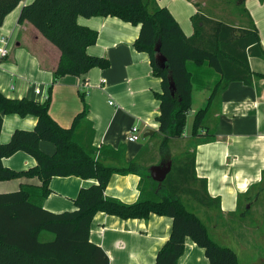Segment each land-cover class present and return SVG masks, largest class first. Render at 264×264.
<instances>
[{
	"label": "crops",
	"instance_id": "crops-1",
	"mask_svg": "<svg viewBox=\"0 0 264 264\" xmlns=\"http://www.w3.org/2000/svg\"><path fill=\"white\" fill-rule=\"evenodd\" d=\"M33 1L21 0L0 25V39H6L9 51L6 58L0 59V92L9 99L26 98L41 103L52 85L60 52L29 22H19L21 9ZM156 2L170 11L187 37L194 33L192 17L195 14L238 28L254 26L264 52V0H236L243 6V22L232 21L227 14L223 15L224 18L221 16L222 12L226 13L222 8L227 4L225 0ZM207 11L216 13L218 18L205 13ZM77 22L97 32L96 43L87 52L106 58L109 67L94 68L83 77L59 79L51 87L49 115L59 126L70 128L83 109L80 94H84L88 108L86 121L93 130L92 146L97 155L103 149L111 151L101 153L102 160L109 165L132 162L142 145L126 142L130 128L137 126L143 138L158 134L156 119L160 102L155 94L162 91L161 79L153 75L149 55L134 48L139 26L115 17H79ZM248 63L252 73L264 75V58L249 56ZM194 68L197 84L192 89V106L195 93L200 97L201 106H205L217 77L211 73L210 79L201 80L202 67ZM103 79L105 83L101 82ZM36 89L39 94L35 93ZM198 110L192 111L196 113ZM207 120L205 126L213 139L205 142L203 138L193 139L191 134L188 139L193 142L195 177L206 182L204 199H217L219 203L202 206L201 215L206 216L210 224L198 218L217 244L234 251L239 264L240 257L233 245L253 260L249 264H262L264 79H253L251 86L242 82L228 84L210 104ZM36 123L34 116H3L0 142L7 143L16 130H33ZM182 138H186L184 134ZM39 148L47 155L55 152V146L50 142H40ZM1 162L5 168L17 172L36 166L35 159L24 152L3 158ZM40 184L38 178L27 177L0 181V194L17 192L23 185ZM96 184L95 180L73 176L53 177L49 182L51 193L43 200L42 207L57 214L74 211V201L80 190ZM140 186L138 174H114L104 195L124 204H133L141 196ZM247 216L251 221H247ZM171 229L172 219L166 216L150 214L146 219L123 220L99 212L90 225V241L105 252L109 264H155L156 255L168 240ZM43 232L46 231L40 233L39 240ZM255 255L257 259H254ZM178 264H208V260L204 250L186 238Z\"/></svg>",
	"mask_w": 264,
	"mask_h": 264
},
{
	"label": "trees",
	"instance_id": "trees-1",
	"mask_svg": "<svg viewBox=\"0 0 264 264\" xmlns=\"http://www.w3.org/2000/svg\"><path fill=\"white\" fill-rule=\"evenodd\" d=\"M20 2L0 0V25ZM79 17H115L140 27L134 48L149 55L153 75L161 79L162 91L155 94L160 102L156 119L160 152L162 162L172 163L160 185L152 181L148 172L142 173L134 162L105 163L101 155L109 150L103 149L97 155L92 146L93 130L86 121L88 108L84 94H80L83 109L70 128L59 126L49 115L54 83L66 76L83 77L94 68L109 67L106 58L88 54V48L96 43L97 32L81 26L77 22ZM25 21L59 50L60 59L43 102L9 99L0 92V134L5 115L37 119L33 130H16L7 143L0 142V181L27 177L38 178L41 183L0 194V264H109L105 252L90 241V225L99 212L123 220L146 219L150 214L171 218V233L158 251L155 264H178L186 238L204 250L208 264H239L234 251L217 244L198 216L181 201V197H188L204 207L219 203L217 199H204L206 182L195 177L194 153L171 159L169 143L183 137L186 117L192 107L197 75L188 70V63L202 67V80L210 79L211 73L217 77L207 103L193 118L191 137L203 138L205 142L213 139L205 122L215 96L231 82L251 86L253 79H264V75L249 69V56L264 58L255 27L238 28L195 14L192 17L194 33L187 37L170 11L160 7L156 0H34L21 9L19 22ZM157 44L166 60L165 70L156 64ZM171 80L175 86L174 97L169 90ZM40 142L54 144V154L43 153ZM17 152L33 157L36 166L21 172L5 168L1 160ZM117 155L120 159V154ZM131 173L141 177V196L135 203L124 204L105 197L112 175ZM72 176L95 180L97 184L80 190L74 211L57 214L43 209L42 202L51 193L50 180ZM196 183L197 188L193 186ZM261 187L264 190V173ZM42 231L53 234V239L40 241Z\"/></svg>",
	"mask_w": 264,
	"mask_h": 264
},
{
	"label": "rangeland",
	"instance_id": "rangeland-1",
	"mask_svg": "<svg viewBox=\"0 0 264 264\" xmlns=\"http://www.w3.org/2000/svg\"><path fill=\"white\" fill-rule=\"evenodd\" d=\"M227 1V4H225L222 8H224V10L226 11V13L222 12L221 16L223 17L224 14H227L228 17H232V21L234 20H238L243 22V6L238 2H236V0H225ZM209 15H211L214 18H218L217 14L214 12H205ZM224 18V17H223ZM220 19V18H219ZM225 20V19H222ZM188 70L194 73V67L195 64L193 63H188L187 65ZM200 79H203V76L200 75ZM204 94V93H203ZM199 96L195 93V97L193 100V106L192 109L189 111V113L187 114L186 117V122H185V126H184V130H183V134L186 137L185 139L181 138V139H175V140H171L169 143V155L171 159H179L181 156H183L185 153H189L191 154L193 151V142L190 141V134L192 132V126H193V118H194V114L193 111H196L198 108H202L204 105L201 106V102H199ZM200 106V107H198ZM193 110V111H192ZM209 120V118H208ZM208 120L206 121L205 124H207ZM140 140H139V144L142 145V148L140 150V152L138 153V156L135 160H133L132 162L138 164L141 168V172L142 173H149V169L152 166H156V165H160L162 163V155L160 152V145H161V137L156 134L152 137H147V138H143V133L140 134ZM117 157H115V161L118 162L119 159H116ZM145 183V182H144ZM194 187H198V184L196 183L195 185H193ZM181 201L188 207L189 210H191L193 213H195L198 217H200L203 222H205L206 224H210V220L207 219V217H203L201 215V212L204 210V207L198 205L197 203L193 202L190 200V198L188 197H181ZM203 209V210H202ZM205 218V219H204ZM247 221H251V217L247 216ZM44 234H42L40 241L42 240V242H47V241H51L53 239V234H50L48 232H43ZM51 237V239H50ZM235 251L239 254L240 257V264H249L251 262H253V260L251 258H249L247 255H243L242 251H239V249L237 247H235V245H233ZM263 253L264 251L261 250ZM257 255H255L254 259H257ZM249 262V263H248ZM255 263L257 262V260L254 261ZM258 264V263H256Z\"/></svg>",
	"mask_w": 264,
	"mask_h": 264
},
{
	"label": "water",
	"instance_id": "water-1",
	"mask_svg": "<svg viewBox=\"0 0 264 264\" xmlns=\"http://www.w3.org/2000/svg\"><path fill=\"white\" fill-rule=\"evenodd\" d=\"M154 50L156 53L155 54V60H156V64H157L158 68L165 70L167 68L166 67V60L159 52V44H157L155 46ZM169 90H170L171 96L174 97L175 86H174L172 80L170 81V84H169ZM171 167H172L171 161H168L166 163L162 162L160 165L152 166L149 169L150 178L152 179V181L158 183L159 185L162 184V182L165 180V178L169 174Z\"/></svg>",
	"mask_w": 264,
	"mask_h": 264
},
{
	"label": "built area",
	"instance_id": "built-area-1",
	"mask_svg": "<svg viewBox=\"0 0 264 264\" xmlns=\"http://www.w3.org/2000/svg\"><path fill=\"white\" fill-rule=\"evenodd\" d=\"M7 41L5 38L0 39V59H4L8 56L9 51L7 49ZM102 83H105L106 81L103 79L101 81ZM35 93L39 94V89L35 90ZM110 105H112V102H109ZM140 140V130L137 126H133L130 128L128 135L126 137V142L128 143H137Z\"/></svg>",
	"mask_w": 264,
	"mask_h": 264
}]
</instances>
